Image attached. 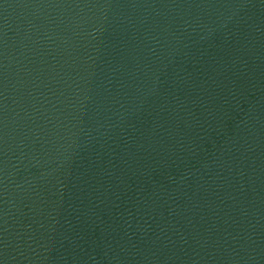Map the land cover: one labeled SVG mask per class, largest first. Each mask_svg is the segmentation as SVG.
Returning a JSON list of instances; mask_svg holds the SVG:
<instances>
[{"label": "water", "instance_id": "1", "mask_svg": "<svg viewBox=\"0 0 264 264\" xmlns=\"http://www.w3.org/2000/svg\"><path fill=\"white\" fill-rule=\"evenodd\" d=\"M0 264H264V0H0Z\"/></svg>", "mask_w": 264, "mask_h": 264}]
</instances>
